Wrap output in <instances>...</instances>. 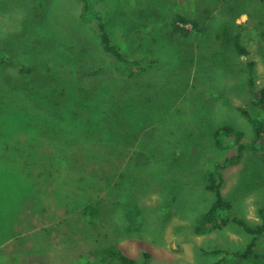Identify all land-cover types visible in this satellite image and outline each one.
<instances>
[{"label":"rangeland","instance_id":"obj_1","mask_svg":"<svg viewBox=\"0 0 264 264\" xmlns=\"http://www.w3.org/2000/svg\"><path fill=\"white\" fill-rule=\"evenodd\" d=\"M82 6L0 0V104L13 100L0 119V138L7 136L0 150L18 152L27 140L44 155L41 178L36 165L22 205L15 206L21 193L0 167V264H107L99 251L115 244L140 264H212L222 257L225 264H264L234 255L250 241L238 225L197 230L215 200L207 175L238 151L237 133L216 141L214 129L223 125L243 133L245 146L217 171L230 216L251 225L264 220V132L255 144V126L242 111L257 114L250 62L256 88L264 87V0H93L124 52L155 60L133 74L115 70L96 23H83ZM176 14L191 20L179 23L190 36L173 31ZM225 31L241 32L248 56L223 41ZM33 79L48 93L45 105L44 96L19 90ZM65 116L70 129L58 124ZM45 117L55 126L40 124ZM61 131L73 147L60 144ZM145 148L154 156L138 162ZM66 152L91 172L66 166ZM95 203L100 215L91 223L83 207ZM257 252L264 254L263 243Z\"/></svg>","mask_w":264,"mask_h":264},{"label":"trees","instance_id":"obj_2","mask_svg":"<svg viewBox=\"0 0 264 264\" xmlns=\"http://www.w3.org/2000/svg\"><path fill=\"white\" fill-rule=\"evenodd\" d=\"M81 2H83L82 16H81L83 23H90V21L96 23V32H97L100 47H101L102 51L105 54H107L113 60V67L115 68L116 71H118L122 74L129 71L130 74H133L135 71H137V72L138 71L139 72L145 71L146 69H148V67H150V66L152 67L155 64V60L150 58V57L144 56L142 58H139V57L137 58V56H134V55L130 56L129 54L124 52V50L120 47L117 39L113 38L111 36V33L108 31L107 26H106V20L101 15V12L94 10L93 0H81ZM181 22L188 24L191 22V20H189V19H187L184 16L179 15V14L174 15L173 22L171 23L173 31L175 33L180 34L183 37L190 36V32L188 29L179 26V23H181ZM222 35L224 37L223 41L225 43H231L233 45L236 53L239 56L246 57L249 55L248 49L246 48V46L242 42L240 31L236 32L234 35H232L228 31H225V32H223ZM254 66L255 65L253 62L249 63V67H248L249 81H248V84H249V87H251L253 89L252 104L256 107L257 114L255 115V117H252L245 109H243V110L241 109V110L243 111L245 116L248 119H250V121H252V123L255 126V128H254V143L256 144L257 142H260L262 140V135L264 132V87L256 88V86H255V80H254V77L252 76ZM25 68L27 71L29 67H25ZM29 70H30V68H29ZM41 82L42 83H39V84H41L42 86L47 84L46 79L43 81L41 80ZM21 84H22V85H20L21 89H19V90L23 91L28 96H33V97H37V98H41L42 96H44L43 99L40 100L39 105H45L46 102L45 103H41V102L46 100L49 96H48V93L45 92L46 94H44V92L41 91V90H43L42 87L37 88L35 86L36 84H38L37 79H33L32 82H27L26 84H24V83H21ZM17 85L18 84H16V86ZM20 87H18V88H20ZM22 87H23V89H22ZM65 91H66V89H65ZM52 92H55V91H52ZM1 98H3V97H1ZM5 98H7V97H5ZM55 98L56 99L58 98V93H57ZM60 99H61V96H60ZM12 103H13V100L6 101L3 104H0V111H1L0 119H4L2 112L7 110V106L11 105ZM42 108H47V105L42 106ZM17 113L18 112H16V114ZM75 113H76L75 114V116H76L78 114V111L76 110ZM50 119L48 117L40 118L39 122H40V124L49 123V125L53 124L55 126L54 122L51 121ZM19 120H21L24 123V119L22 117L17 116L18 124H19ZM90 120H91V118H90ZM64 121L66 122V124L58 123L60 125V127L66 126L67 124H74V123H72L71 118L69 116H65ZM103 121L105 122L106 120H103ZM0 122H2V121H0ZM111 123L115 124L112 127H116V128L118 127L116 122H112L111 120H109L108 124H111ZM7 126H8L7 123L4 122V129L9 130L10 127L9 126L7 127ZM22 127H25L27 129L26 124H25V126H22ZM66 127L69 128V126H66ZM56 129H57V127H56ZM109 130H111V129H109ZM107 131H108V129H107ZM112 131H113V128H112ZM56 133H57V135H60L59 142L62 146L68 147V148L73 147V145L70 144L71 142H69V140L65 139L64 135H62L64 133H66L65 131L56 132ZM236 133H237L238 138L235 140V143H236L238 151H237V154L226 158V163H228V164L232 159L234 161L235 159L240 157L239 155H241V153L245 149L244 144H241V142H240V140L243 136V133H239V132H237V130L233 129L232 127L225 126V125L214 129V136L216 138V141H218V142H221L222 141L221 139H225V138L229 137L230 135L236 134ZM6 135H9V134H6ZM6 137L3 136L0 139L6 138ZM11 140H13V139H11ZM0 141H3V140H0ZM8 143L9 144L7 146L11 147L12 142H8ZM13 144H16V143H13ZM218 145L221 146L220 143ZM17 147L19 149L18 152H10V150L7 151L4 149L0 150L1 155H3V154L7 155L4 158L0 157V167L2 166V168H3V170H2V168H1V170L4 173H6L7 177H9L10 179H13L15 188L17 189L16 191L18 192V194L21 193V194L14 197V199L17 198V200H18L15 206H17L19 204L22 205L25 202L26 198L28 199V195H29L28 191L33 190L32 185L34 184V182L31 181L32 180V178H31V171L32 170L31 169L36 165H40V166L34 167V170L35 169L37 170L38 177L41 178V175H42V174H40L41 170H42L41 169L42 168L41 163L43 164V157H44V155L40 154V152L38 151L36 146H35V148L37 150L32 152L30 145L28 144L27 140H25V143H23V145H20L18 143ZM223 148H225V146H223ZM68 152L65 153V158H64V160H65L64 163L66 164V166H68L70 169H73L75 172H79V173H80V171L85 172V173L91 172V170L88 168V164H87L88 162H85V161L82 162L78 158L79 156L77 154H75V153L73 154V152H71V154L68 155L67 154ZM136 156H137V161L140 162V160L149 161V159L152 158L154 155L152 153L149 154L148 148H145L141 152H137ZM33 157L37 158V160H35ZM54 157L57 160L56 154L54 155ZM59 160H61L60 156H59ZM228 164H226V165H228ZM226 165L216 167L212 172H210L207 175L206 189L215 194V200H214L213 206H211L209 208V210L206 212V214L204 215V218L202 219L203 221L201 220V224L197 227V230L200 234H207V233L212 232V231L222 230L224 227H226L228 225L229 222H232L235 225H238L246 234H248L250 236V241L245 246V249L242 252L234 253V255L238 258L245 259V260H249V259L258 260L261 258L264 260V254L262 255V254H259L257 252V246L260 243H263V245H264V220L262 221V219H261V221L259 223L251 225L244 219L231 217L230 211L232 209V204L229 202H226L224 200L222 194H221V187L223 185V177H222V175L217 173V171L219 168L223 169ZM3 176H5V175H3ZM86 178H87V175L85 177L82 176L81 178H79V181L83 182V180H86ZM5 187H3V188H5ZM19 189H21V190H19ZM20 191H22V192H20ZM98 207L99 206L96 203L94 205L93 204H86L83 207V212H84L83 214H85V216L90 217L89 221L91 223L92 222L94 223V221L97 220L98 216L100 215V211H99ZM260 214H261V216H263L264 211L260 210ZM99 252H100L99 257H100L101 261H104L107 264H140L139 262H137V260H135V259L129 257L128 255L124 254L117 244L110 245L106 248H103ZM213 253H215V255H219V254L223 253V251L214 250ZM144 258L147 261V259L150 258V255L145 254ZM225 262H226V258L222 257V258L214 261L212 264H225ZM143 264H147V263H143Z\"/></svg>","mask_w":264,"mask_h":264},{"label":"bare ground","instance_id":"obj_3","mask_svg":"<svg viewBox=\"0 0 264 264\" xmlns=\"http://www.w3.org/2000/svg\"><path fill=\"white\" fill-rule=\"evenodd\" d=\"M114 36V35H113Z\"/></svg>","mask_w":264,"mask_h":264}]
</instances>
